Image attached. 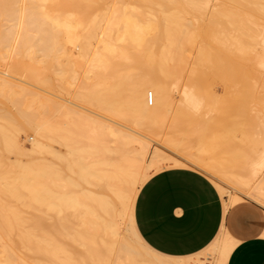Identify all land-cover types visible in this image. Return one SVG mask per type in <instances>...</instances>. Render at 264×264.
I'll list each match as a JSON object with an SVG mask.
<instances>
[{"label":"bare ground","instance_id":"obj_1","mask_svg":"<svg viewBox=\"0 0 264 264\" xmlns=\"http://www.w3.org/2000/svg\"><path fill=\"white\" fill-rule=\"evenodd\" d=\"M145 1V7L140 2L147 11L135 6L133 0L129 4L121 0L122 5L119 1L102 6L105 10L90 16L83 8L77 14L66 11L67 0H0V60L10 59L6 71L9 68L13 74H0V94L14 106L10 108L14 110L0 113L4 119L0 145L15 155L13 161L11 157V162L4 163L6 168L0 164V209L9 210L0 213V264H226L235 245L227 233L212 245L216 256L212 262L197 258L199 255L163 257L137 238L130 214L134 192L149 173L168 165L195 166L264 203V152L238 167L215 155L207 157L205 146L199 152L186 149L172 155L151 148L153 139L135 128L106 122L61 100L52 101L48 94L31 87L37 84L69 91L73 101L141 128L165 115L174 97L165 83L166 73L159 75L184 65L182 52L193 37L188 38L187 31V37H182L179 29L185 31L182 21L186 18L178 8L200 7V2ZM147 71L161 73L154 77L156 74ZM190 90L191 86L184 87V97ZM184 114L181 110L175 113ZM27 132L33 134L29 145L19 137ZM52 142L64 150L59 151ZM243 155L246 159L247 153ZM216 183L227 205L242 199ZM3 197L12 200V208L2 204ZM92 219L103 236L100 242L85 227Z\"/></svg>","mask_w":264,"mask_h":264},{"label":"rangeland","instance_id":"obj_2","mask_svg":"<svg viewBox=\"0 0 264 264\" xmlns=\"http://www.w3.org/2000/svg\"><path fill=\"white\" fill-rule=\"evenodd\" d=\"M114 1L115 0H67L65 4V10L68 12L71 11L73 14H77L78 10H81V8H83V10H86V13L89 11V13H91L90 16H93L98 13V11L101 12L105 10L104 7H106L107 5H112V3L114 5L115 2H117V4L119 1L121 2V0H116L115 2ZM123 1V4L128 1L129 2L126 4L130 3V0H122V2ZM134 1L135 0H133V2ZM140 1H142L143 6L145 7L147 3L145 0L135 1V6H141L142 4ZM176 1L180 2L181 0ZM198 1L200 2V7L195 8L185 6V8L182 9L180 7V4H178L179 2L176 3L179 5L178 7H180L178 8V11H180V13H182L186 18L182 21L183 25H186L185 31L183 27L180 28L181 23L179 25L180 27L178 26L180 28L179 30H181L180 32H182V37H187L189 35L188 38H191L190 36L193 35L192 38H194V42L191 43V38V44L189 43L185 47V50H183L182 52L184 57L186 58L184 60V65L170 71H162V73H153V71H147L150 72V74L148 73L149 75L153 76L154 74H156V76L154 75V77H157L159 73H161L159 75L160 77L163 76L164 73H166L167 78L165 83H167V86L169 85L171 94L174 97V101L173 103L171 102V106H168L170 111L164 113L166 117L165 115H161V118L158 116L159 119H154L156 121H153L154 123L151 122L148 125L147 122H143L144 124H146L144 125V127L142 125L144 129L141 128V125L138 126L139 124L137 126H134L135 124L133 122L129 121L130 123H128L125 120L123 121V119L118 118L113 114H108L107 111L105 112V110L101 111L100 109H97L87 103H80V101L76 100L73 101L74 99H72L73 97L70 98L72 95L69 91L63 90L65 91L63 92L62 90L58 91L53 88V90L47 87L42 88V86H39L37 84H31V87L36 89L38 92H41L42 94H48L47 96L51 98V100H61L62 102L73 105L80 110L87 111L89 112V114L91 112V114L97 115V117L99 116L100 118H104L106 119V122L108 121L110 123L117 124L123 123L124 125L135 128L136 130H138V133L140 132L146 137L150 136L149 138L154 140L150 142L151 148L156 146L169 154L175 155L176 153H180L182 151H185L186 149L199 152L201 148L205 146V148L207 147V149L209 150H206L207 155H205L207 157H212L211 155H215L217 157H220L222 160H225L229 165L231 164V166L234 164V167H238V165L244 166L245 163L249 164L250 160L257 158L264 152V146L260 145L261 142H264V0H241L244 2L238 3V0H227L226 2L223 0ZM205 1L207 2L205 4H202ZM171 4L173 5V3ZM236 4H238V6ZM78 5L82 6L79 7ZM93 5L100 8L94 7V9ZM154 5L156 4L154 3ZM76 6L79 8H76ZM173 6H175V4ZM85 7H88L89 9L87 8V10ZM139 8H137V10H139ZM141 8L145 9L142 6ZM171 8L173 7L171 6ZM184 32L188 33L187 36ZM196 43L200 44L201 46ZM204 46H206L207 49H204ZM202 51L205 53H203ZM197 55L199 57H197ZM212 55H215L214 57L216 59ZM219 56H224V58L221 59ZM193 58L197 61H195L196 63L193 62ZM214 59L217 62L214 63ZM224 59L227 61L224 62ZM229 59L231 62H229ZM7 60L10 61V59H7V57L0 60V74L2 76H9L8 74L13 75L11 71H8L9 68L6 71L8 64ZM233 60H238V64ZM188 63H192V66L190 65L189 67ZM195 65L197 67L199 66L200 69H198ZM212 65L215 67H213ZM225 67L227 68L225 69ZM191 68L192 70H190ZM147 72L145 73L147 74ZM15 76H17L16 79L21 77H19V75ZM22 78L23 77H21L20 79ZM20 79L18 80H23ZM90 80L91 79H89V81ZM187 85L191 86V94H189L187 97H184L182 90ZM68 92L70 93V95ZM0 95V101H4L3 103L0 102V113H4L5 109L14 108L10 101H8L7 99V101L4 100L5 97H2V94ZM5 101L7 102V104L5 103ZM4 104H6V107L4 106ZM179 110L186 114L180 116L175 115V113ZM0 118V124H3L4 119L3 117ZM207 118L209 120H206ZM201 125L203 127H201L200 129L199 127ZM19 137L21 138L20 140L22 142H24L26 145H29V142L31 140L30 138L33 137V134L31 132H27L26 134L21 133ZM214 142L215 144H217V146L214 145ZM243 143L247 145H244ZM52 144L53 147L59 149V151L64 150V147L57 142H52ZM222 144L224 147H229V150L222 147ZM2 146L3 145H0V153L3 151L5 155L3 154V152L1 153L0 157L2 158H0V164L2 162L1 167L4 169L6 168L7 162H11V157L12 161L14 160L15 155L12 152V154L10 155V151L7 150L6 147L2 148ZM258 149L261 152H258ZM241 150H243L244 153L241 152ZM242 153H247V157L251 156V158L249 157L247 159L246 157V159H244L246 155H243ZM6 154L8 155L9 159ZM3 155L7 157L5 158L7 159L6 161L4 160ZM242 155L243 158H240V156ZM226 159L230 161H227ZM233 160L237 161L232 162ZM5 162L6 164H4ZM3 165H5V167ZM192 167L203 172L212 181H217L218 183L222 184L228 193H236L242 198L238 203L232 204L229 209H232L240 203L244 204L250 202L264 211V203L257 202L256 200L247 196L244 190L241 193V189H232V187L228 183L219 181L211 175L205 173L204 171L194 166ZM263 168L264 164L262 166V171ZM242 173L244 174V172H241V174ZM153 174L154 173H151L150 176ZM149 177H147V179ZM140 187L141 186H139V188ZM2 204L7 207H13L12 200L6 197H3ZM7 211L9 212L7 208L0 209V213L2 212L3 214L8 213ZM90 222L89 224L85 223V227L88 229V233H90V235L96 241L100 242L103 236L102 234H100V230L96 229L97 225L94 223V220L92 219ZM226 229L230 234H232L227 226ZM146 257L150 258V256L148 255ZM199 257L207 259L206 261H214V257L216 256L213 246L202 250L197 258Z\"/></svg>","mask_w":264,"mask_h":264},{"label":"crops","instance_id":"obj_3","mask_svg":"<svg viewBox=\"0 0 264 264\" xmlns=\"http://www.w3.org/2000/svg\"><path fill=\"white\" fill-rule=\"evenodd\" d=\"M151 173L131 203V222L143 245L181 259L199 255L227 233L235 245L226 264H264L262 209L250 202L229 209L232 204L227 205L219 185L191 165H168Z\"/></svg>","mask_w":264,"mask_h":264}]
</instances>
